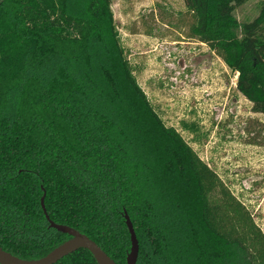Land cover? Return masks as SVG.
Wrapping results in <instances>:
<instances>
[{
	"label": "trees",
	"instance_id": "obj_1",
	"mask_svg": "<svg viewBox=\"0 0 264 264\" xmlns=\"http://www.w3.org/2000/svg\"><path fill=\"white\" fill-rule=\"evenodd\" d=\"M191 12L199 0H183ZM202 0L192 29L236 75V91L264 114V0ZM70 0H0V248L37 259L66 240L49 220L125 264H264V235L138 87L112 26L108 0L88 17ZM203 21H205L203 23ZM239 260V261H238ZM55 264H96L78 250Z\"/></svg>",
	"mask_w": 264,
	"mask_h": 264
},
{
	"label": "rangeland",
	"instance_id": "obj_2",
	"mask_svg": "<svg viewBox=\"0 0 264 264\" xmlns=\"http://www.w3.org/2000/svg\"><path fill=\"white\" fill-rule=\"evenodd\" d=\"M201 1L197 13L183 0L108 3L124 57L152 110L180 135L264 235V114L254 113L236 91V75L221 54L192 33L206 17ZM260 1L242 4L231 18L237 24L253 21ZM88 2L70 0L69 14L88 17ZM237 263L232 257L231 264Z\"/></svg>",
	"mask_w": 264,
	"mask_h": 264
},
{
	"label": "water",
	"instance_id": "obj_3",
	"mask_svg": "<svg viewBox=\"0 0 264 264\" xmlns=\"http://www.w3.org/2000/svg\"><path fill=\"white\" fill-rule=\"evenodd\" d=\"M40 206L48 228L57 233L66 235L68 238L52 248L44 256L37 259H21L0 248V264H55L62 258L78 251L85 250L93 258L96 264H115L93 241L78 231L49 220L43 208V196L40 198ZM125 226L129 235V251L125 257V264H136L138 254V243L133 231L132 224L126 213L123 214Z\"/></svg>",
	"mask_w": 264,
	"mask_h": 264
}]
</instances>
